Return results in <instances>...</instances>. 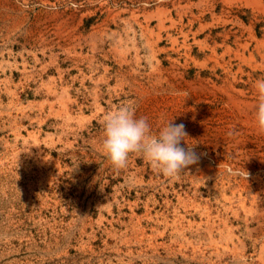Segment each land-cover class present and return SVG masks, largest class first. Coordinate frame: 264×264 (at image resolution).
<instances>
[{
    "label": "rangeland",
    "instance_id": "374dc122",
    "mask_svg": "<svg viewBox=\"0 0 264 264\" xmlns=\"http://www.w3.org/2000/svg\"><path fill=\"white\" fill-rule=\"evenodd\" d=\"M257 80L264 0H0V264H264ZM129 103L199 162L114 167Z\"/></svg>",
    "mask_w": 264,
    "mask_h": 264
},
{
    "label": "clouds",
    "instance_id": "9594fccd",
    "mask_svg": "<svg viewBox=\"0 0 264 264\" xmlns=\"http://www.w3.org/2000/svg\"><path fill=\"white\" fill-rule=\"evenodd\" d=\"M255 87L259 93L256 122L264 130V80H257ZM188 140L185 125L172 120L153 132L148 119L137 117L130 103L107 113L104 118L102 147L116 168L125 167L131 153H141L162 174L177 177L200 160V154ZM182 142L188 146H182Z\"/></svg>",
    "mask_w": 264,
    "mask_h": 264
}]
</instances>
